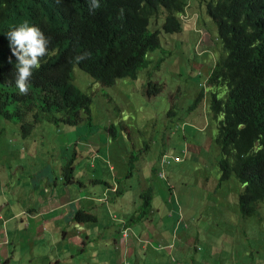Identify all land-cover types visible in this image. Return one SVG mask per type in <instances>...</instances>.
Instances as JSON below:
<instances>
[{
	"label": "trees",
	"instance_id": "1",
	"mask_svg": "<svg viewBox=\"0 0 264 264\" xmlns=\"http://www.w3.org/2000/svg\"><path fill=\"white\" fill-rule=\"evenodd\" d=\"M160 4L176 17L183 11V0H119L110 3L102 17L94 19L78 0H0V85L2 93L8 96L5 110L15 121L29 117L32 127L46 122L56 130L80 124L89 128L99 122L102 109H105L106 117L115 119V113L120 109L112 88L108 89L109 93H104L103 107L92 113L93 96L75 83V68L87 73L92 83L101 88L113 85L120 78L135 79L145 64V51L158 45L156 31H150L148 25ZM205 11L216 19L227 49V55L217 63V72L228 83L229 94L225 101L214 97L212 100L216 115L224 112L218 121L213 115L217 124L214 142L220 151L244 157L229 163L217 155L204 172L220 169L221 165L222 179L234 172L245 181L255 172L264 173V47L250 46L247 42V30L264 24V0H216L205 6ZM24 22L39 27L50 40L47 55L41 58L40 67L33 70L27 95L19 93L11 76L16 58L5 35ZM179 26L182 29L181 21L178 23L169 16L164 27L173 31ZM107 31L117 35L119 40ZM85 53L86 58L75 59ZM10 57L12 63H9ZM116 120L122 126L123 121ZM37 139L43 148L44 140ZM254 139L259 140L262 148L250 154ZM100 140L101 137L94 133L80 135L60 152L47 151L52 173L62 178L66 187L72 184L79 190H86L83 191L85 195L76 198L82 204L75 217L76 230L73 235L67 232L69 241L60 252L67 258H75L82 246L92 249L98 244L119 243L125 234L133 233V229L140 231L138 227L143 222L149 223L148 220L156 215L157 206L150 199L145 200L141 194L120 185L127 183L129 176L133 178L140 173L143 163L138 169H134L133 162L128 163L125 175L111 174L114 166H108L110 157L88 164V158H96L101 150ZM156 162L151 166L154 167ZM96 164L104 165L99 169ZM249 179L241 183L244 188L236 194L237 204L229 208L238 209L243 219L252 216L254 222L258 210L254 207L253 196L246 191ZM249 183L248 190L253 181ZM223 184L213 188L226 191V203L229 187H222ZM220 195L223 197L224 194ZM210 201L214 202V198ZM94 205H98L100 213L105 215L99 214ZM177 218L175 212L174 219ZM240 222L242 220L230 224L224 233L229 246H241L242 238L239 240V237L243 233L255 235L251 225L243 230L235 228ZM97 229L99 232L95 233ZM49 245V238L44 236L41 247L46 250ZM255 250L249 252L247 249L241 264H249L251 258L253 264L255 258L263 261L264 251L260 247Z\"/></svg>",
	"mask_w": 264,
	"mask_h": 264
},
{
	"label": "rangeland",
	"instance_id": "2",
	"mask_svg": "<svg viewBox=\"0 0 264 264\" xmlns=\"http://www.w3.org/2000/svg\"><path fill=\"white\" fill-rule=\"evenodd\" d=\"M191 5H196V0L191 1ZM186 13L187 19H183L181 32L178 34L165 33L161 30L159 34L161 48L150 55L154 61L157 57L164 59L159 69H153V66L150 65L139 71L135 80L120 78L113 85L101 88L92 83V79L87 73L75 68V83L93 96L92 113L103 107L104 93H109L108 89L112 88L120 109L115 113V119L106 117L105 109H102L99 122L89 128L80 124L77 127H64L61 130H56L51 124L43 122L34 126L27 137H23L18 122L5 120L0 116V201L4 198L0 209L9 214L10 203L14 213L21 210L18 209L19 207H30L32 205V183H37L39 188H44L42 183H46V174L48 173L51 176L50 183L53 192L61 194L65 182L59 177L58 180L55 179L56 176L52 173L48 163L47 151L52 149V152H60L67 144L76 141L80 135L90 133L101 137V150H98L96 158H88V164L95 163L105 156L110 157L111 162L108 166L109 168L114 166L110 170L111 174L125 175V172L128 171L126 169L128 163L133 162L134 169L140 168L143 163L144 167L140 173L135 174L133 178L129 176L128 182L120 183V185L127 186L136 194H140L150 185L156 186L154 202L159 204L160 211L164 215L168 214L170 209L178 207V204L177 207H174V203L171 205L160 200L168 194L165 186L167 178H169V182H181L191 194H201L205 197V191L208 188L202 190L200 183L210 181L211 177L205 179L201 177L200 165L192 166L185 172L178 171L176 173H171L169 168L162 169L164 179L153 177L150 180L151 183L146 182V178L149 176L148 167L166 149L178 151L185 145L202 148L204 156L210 163L218 155L214 146L207 149L202 144L203 139L210 137L215 132V127L202 129L205 125L202 108L206 119L209 117L204 106L200 105L193 111L188 109L194 99L193 87L203 79V70L200 66L208 57L204 47L207 43L203 41L198 50L195 48V42L202 35L200 29L208 27L214 33L215 25L204 12L198 13L187 9ZM165 14V10L161 9L152 17L150 28H160ZM187 41L191 43L188 45ZM199 52L202 53L198 54ZM149 81L161 84V91L157 94L155 91L154 94L148 95L147 84ZM152 87L153 90H156L154 85ZM199 116L200 118L195 120ZM117 118L123 121L122 126L116 120ZM37 137L44 140L43 148ZM164 137L167 138V141H163ZM55 144L58 147H55ZM96 165L101 169L104 164ZM217 172L218 167L210 171L212 178H217ZM53 183L59 184L54 187ZM227 183H237L235 190H239L240 185L234 176ZM68 191L69 196L77 202L76 198L85 195L83 191L86 190H79L77 186L71 184L68 186ZM222 193L224 194L226 191L222 189ZM37 194L38 189H35L34 195ZM43 195L48 196V193L44 192ZM225 198L226 195H223L222 200L215 196V206H222V209L225 210ZM97 204L100 206L99 203ZM203 205L204 200L198 198L180 203L181 212L178 211L177 219L182 227L187 224L192 235L188 240L185 237L182 239L178 237L177 241L184 242V244H174V248L168 246L166 249L159 245V243L164 245L171 243L173 233V228L170 226L171 220H164L163 224L161 219L157 221L151 218L148 220L149 223L143 222L138 227L141 228L140 231L132 228L134 235L139 239L144 241L148 238L149 241L142 245L141 241L136 240L134 246H136L138 254L131 255L130 261L135 264H192L194 261H201L195 264H241L247 249L250 252L256 251L255 249L260 247L261 251H264V216L261 219L264 202L261 203L263 211H259L254 222L252 216L247 219L242 218V222L235 227L243 230L246 226L251 225L255 235L243 233V236L239 237V240L242 238L241 246L231 244L220 254H216L214 249L225 245L219 239L222 237L225 226L219 221L216 212L215 214L209 212L211 207L206 206V210H202ZM50 215L47 214L46 218ZM2 218L5 217L2 215ZM41 219L42 222L39 219L24 221L20 218L15 221H6L4 226L7 231V241L0 242V257H12L14 264H49L48 257L50 255H53V262L58 264H110L104 261V257L111 244H98L92 249L82 246L75 258H67L60 252L64 251L62 248L69 241L67 232L73 235L75 227L68 226L67 224L70 222L56 223L48 219V224L52 227L50 230L43 222L45 218ZM61 228L65 229V234ZM41 230L49 232L50 248L46 250L40 246V243L35 242V240L42 239ZM98 232L99 229L95 230V233ZM43 234L45 235L46 232ZM132 245L131 241L126 242L128 251ZM147 251L151 257L145 255ZM33 255L36 256L35 259ZM213 257L215 260L211 261ZM249 264H253L252 258ZM254 264H264V261L255 258Z\"/></svg>",
	"mask_w": 264,
	"mask_h": 264
},
{
	"label": "clouds",
	"instance_id": "3",
	"mask_svg": "<svg viewBox=\"0 0 264 264\" xmlns=\"http://www.w3.org/2000/svg\"><path fill=\"white\" fill-rule=\"evenodd\" d=\"M83 7L85 8L88 15L94 19L102 17L105 14V10L107 6L110 3L117 2L119 0H78ZM191 1L194 0H183V11L179 13L176 16L168 10L167 7L164 5H158L155 12H153V15L150 18V22L152 17H154L161 9L165 10L166 14L163 18V23L161 22V26L158 29H151L150 28V22L148 25V29L150 31H156V36L158 39V45L155 48L148 49L145 51L144 59L145 64L143 65V69L149 67L150 65L153 66V69H159L164 59L162 57H157L154 61L151 58V54L155 52L156 50L161 48V43L159 39V34L162 31L165 33H179L183 29V19H187L186 12L187 9L191 11H196L198 13H205L214 23L215 25V32L213 33L212 30H210L208 27H203L200 29L201 31V37L195 42V48L198 50L200 49L202 42L205 41L207 44L204 46L206 49V53L208 54V57L205 59L204 63L200 66L203 70V79L201 82H198L195 87H193L194 91V99L192 103L188 106V109L190 111H193L198 106L203 105L206 112L208 113L209 117L206 119L204 116V109L203 110V117L205 119V125L202 127V129H208L210 127H215L214 134L210 135V137H206L202 140V144L205 148H210L211 146H214L218 152V155L222 156V160H227L229 163H234L235 161L239 160L240 158H243V155H233L229 154L223 151H220L216 143L214 142V139L216 138L217 134V124L216 120H220L224 112L221 111L219 115H216L215 110L212 107V100L213 97L225 101L229 94V85L224 80V78L217 72V63L219 59L227 55V49L223 43L222 37L219 33V28L216 19L213 16H209L205 11V6H208L209 3H214L216 0H196V5H191ZM169 16H173L177 22L179 23V20L182 24V29L179 28L173 31H167L165 29V24L167 22V18ZM108 32V31H107ZM112 34L117 40L118 37L114 33L108 32ZM9 40V47L11 49V53L16 58V63L14 67V71L11 73V76L13 77L14 83L16 87L19 89V93L21 95H27L28 94V82L30 81L33 70L38 69L40 67V60L42 57L46 56L48 53V45L50 43V40L48 37L45 36L44 32L37 26L29 25L27 22H24L20 24L18 27L11 28L6 34H5ZM247 42L250 46H256L260 45L264 47V24L250 27L247 30ZM188 45L191 43L190 41H187ZM189 49V46H188ZM202 52H199L200 54ZM87 57V54L79 55L75 57L77 61H80ZM9 63H12L11 57L9 58ZM140 70V71H142ZM139 73V72H138ZM138 75L135 77L137 79ZM133 79V80H135ZM156 88V90H153V86ZM162 89V85L157 82L149 81L147 84V94L151 95L154 94L153 92L156 91V94L159 93ZM190 92V89H189ZM8 103V96L5 93H2V86L0 85V116L5 120H12V117L8 114V112L5 110V106ZM216 115V120H214L213 115ZM199 117H196L195 120L199 119ZM15 122H18L20 124V129L23 137H27L33 127L31 126L28 118H20L19 120H16ZM262 148L261 143L258 139H254L253 143L250 147V154H254L256 151L260 150ZM200 165L201 167V177L205 179L206 177H211V180L206 183H200V187L202 190L205 188H208V190L205 191L206 195L203 197L201 194H191L189 192V189L186 186H183L181 182H169V178L166 179L165 186L167 187L168 194L165 198H162L160 200H163L164 203H169L172 205L174 203V207H178L177 209H170V212L166 215H164L160 211V206L157 202H154V191H156V186L150 185L147 189L141 191V195L145 200H151L156 206H157V213L154 217L157 221H163L164 220H171V228H173V233L171 237V243L164 245L159 243L160 247H166L168 249V246L171 248H174V244H184V242H178V237L182 239L183 237L186 238V240L189 239V237L192 235L189 232L187 224L180 225V221L178 219H174V213L176 212L178 214V211L180 209V203L187 201V200H193V199H200L204 200V205L202 210H206V206H209V212L212 214H217V217L219 221L225 226V229H223L222 237L219 238L224 242V246H219L214 249V252L216 254H220L223 251H225L227 248H229L228 242L225 240L226 235L224 234L228 228L229 225H235L239 221L242 220L241 213L238 212V209H232L229 208L230 206H233L234 204H237V198L236 194L244 188V183L249 178L253 181L251 183V187L248 190L247 187L249 186V182L246 186V191L250 196H253V203L255 204L254 207L257 208L258 214L259 211H263L261 207V203L264 202V173L261 172H255L249 176V178L245 181H242L234 172H232L227 178L222 179L223 175V169L218 168L217 172V178H212L210 171L204 172L206 169H208L211 166V163L206 159L204 156V153L202 152V148H193L189 145H185L181 148H179L178 151L175 150H164V152L159 156L157 159V162L155 163V166L152 167L151 165L148 167V178H146V182L151 183V179L153 177H158L164 179V175L162 172V169L169 168V171L171 173H176L178 171L185 172L188 169H190L192 166ZM154 169V170H153ZM232 176H234L235 180L240 185L239 190H235V185L237 183H227ZM51 176L50 174H46V183H42L44 188L40 187L37 183H32V193H31V200L32 205L28 208L25 207H19L18 209H21L18 212H12V205L10 203L9 205V214H6L3 209H0V242L7 241V231L5 229L4 223L9 220L15 221L17 218H20V220L27 221L28 219H39L42 222L41 218H45L43 222L46 224V226L51 230V225L48 224V219H51L52 221L59 223V222H70V224H67L70 227H76L78 222L75 218L80 211L79 206H82V204L76 202L69 196L68 187H66V183H64L62 187L61 194H58L57 192H53V188L51 187L50 183ZM58 180V177L55 178ZM219 183H224L222 187H229L228 195H227V201L225 203V210L221 207L215 206V203L213 201H210L215 196H217L219 199H223V197L220 195L222 193V189H214L213 187L217 186ZM59 183H53L54 187L57 186ZM35 189H38V194L35 196L34 191ZM212 189V190H210ZM48 193V196H44L43 193ZM226 195V193H224ZM212 197V198H211ZM43 200H39V199ZM4 203V198L0 201V206ZM97 212L101 215H105V213H100V207L98 205L93 206ZM2 208V207H0ZM214 209V210H213ZM106 212V209L104 210ZM226 211V213H224ZM47 214H51L48 218H46ZM81 214V213H80ZM2 215L5 217L2 218ZM163 218H160V217ZM169 216V217H168ZM223 216V218H222ZM264 216V212H262V217ZM41 217V218H39ZM183 217V216H182ZM24 225V223H22ZM185 226V228H184ZM63 233L65 234V229L61 228ZM198 229V227H197ZM46 232L44 235L43 233ZM186 232V233H184ZM42 236H47L49 238V232L47 230H41ZM42 237V238H43ZM141 241L142 245L148 243V238L142 241L139 239L134 233L125 234L123 240L116 244H111L109 248H107V251L105 253L104 261L106 263L110 264H135L130 261L131 255H137L138 252L136 251L135 242ZM131 241L132 246L130 247V250L128 251L126 247V242ZM35 242L40 243L41 246V239L35 240ZM24 243V242H22ZM177 245V246H178ZM176 247V246H175ZM55 249V248H54ZM148 257H151L148 251L145 253ZM34 259L36 256H34ZM207 257V256H206ZM204 257V258H206ZM49 264H58L57 262H53V255H50L49 257ZM202 259V258H201ZM215 258H211V261H214ZM6 261H8L10 264H14V259L12 257H6ZM210 261V262H211ZM264 261V260H263ZM196 262L201 261H194L192 264H195ZM206 263V262H205ZM2 264V263H0Z\"/></svg>",
	"mask_w": 264,
	"mask_h": 264
},
{
	"label": "crops",
	"instance_id": "4",
	"mask_svg": "<svg viewBox=\"0 0 264 264\" xmlns=\"http://www.w3.org/2000/svg\"><path fill=\"white\" fill-rule=\"evenodd\" d=\"M0 263H2V264H10L8 261H6V257H4V258L0 257Z\"/></svg>",
	"mask_w": 264,
	"mask_h": 264
}]
</instances>
